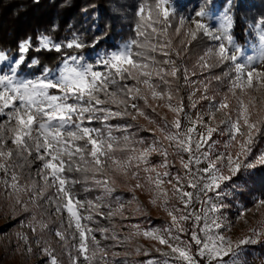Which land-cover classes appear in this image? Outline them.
I'll use <instances>...</instances> for the list:
<instances>
[{
    "label": "snow or ice",
    "instance_id": "obj_1",
    "mask_svg": "<svg viewBox=\"0 0 264 264\" xmlns=\"http://www.w3.org/2000/svg\"><path fill=\"white\" fill-rule=\"evenodd\" d=\"M168 5L169 0H154V3L145 0L138 8V22L134 28L136 37L141 39L132 38L114 50L97 52L94 60H88L83 55L62 52V49L85 47L76 36L66 42H57L48 35L40 34L35 47L32 38L28 37L19 42V55L15 58H10L5 51L0 50V116L6 117L0 122V187L9 200H14L25 211L28 210V202L35 203L43 197L47 189H55L54 199L50 202L55 205L57 213H67L69 228L75 229L72 239L78 240L74 246L77 255L72 256L70 251L68 253L71 264H81V258L84 264H113L107 248L102 247L93 234L94 229L83 221H92L94 213L103 215L100 209L105 205H101L99 201L112 196L116 191V180L110 172L125 178L131 173V179L137 181L133 191L144 187L139 182L141 164L145 165L143 171L147 173L148 184L156 191L150 203L156 205L157 199L162 198V206L171 218V224L163 230H142L134 225V235L158 241L159 244L166 245L173 254L169 257L168 253H161L165 259H150L146 264H237L238 253L234 251V242L221 231L229 230L225 228L219 215L225 205L214 202L208 193H214L217 199L221 197L222 194L218 191L221 184L231 180L240 171L242 158L247 160L251 153L254 134L264 125V117H259L258 112L259 118H252L256 102L250 97V92L264 90V69L261 67L264 66V16L250 25L255 43L250 37L246 42L247 47L238 44L232 35L235 23L232 0H227L221 13L214 14L219 19L212 24L204 22L209 16L205 8L196 11L195 17L200 19H192L194 28H188L185 32L186 38L190 37L188 43L195 40L198 33L217 42L205 52V56L200 57V66H215L209 63L213 58L216 65L228 64L229 71L224 75L230 77L229 93L236 97L235 116L226 112L228 120L222 123L228 125L231 133L226 148L238 147V151L235 155L226 151L212 159L210 153L215 141L212 144L208 142L217 129L205 125L206 134L196 133V125L203 123V117L198 116L192 122V127L187 128L186 132L181 131L182 103L173 107L171 91H159L158 84L154 82L158 79L167 85L169 81L165 77H176L180 71L175 61H158L152 55L160 52L165 57L169 56L165 49H171L172 45L168 39V28L171 27L170 17L174 15V9ZM185 23L184 18L179 20V26L175 30L177 34ZM161 37L164 43H153V40L159 41ZM98 42L99 40L96 41ZM30 49L35 52L61 53V58L54 68L45 65L39 74H25L21 66L24 65ZM39 64V59L33 58L25 67L33 68ZM184 72L187 79V69ZM129 80L134 83L129 85ZM245 96H249L247 103ZM149 98L169 101L166 106L176 114L171 124L175 131L169 132L165 139L174 142L179 151L189 155L186 162L181 159L186 173L184 176L177 175L175 184L171 179H164L170 176L168 171L159 172L156 166H147L150 155L159 150L164 161L158 167L167 169L169 165L166 148L158 149L153 143L137 149L129 136L125 135L121 139L112 134L113 126L109 121L129 116L135 120L138 116H144L143 110L135 101L143 100L148 105ZM214 108L215 111L209 110L211 120L215 119L216 111L230 108L229 95H225ZM152 110L155 111L154 108ZM145 119L148 117L145 116ZM93 122L103 124L104 130L91 126ZM242 127L247 129V133L241 131ZM205 146L207 150L201 151ZM118 152L125 153V156H117ZM33 157L41 162L38 175L42 183L31 179L30 174L28 180L24 179L25 169L30 166ZM205 162L207 167L200 168L199 165ZM258 164L264 165V153L243 166L250 169ZM225 169L229 175L224 174ZM73 173H78L79 179L70 178L69 174ZM79 183H91L102 189L104 196L97 197L95 201H81L73 192V187ZM165 183L171 185L172 194L185 210L192 204L194 192L197 200L199 193H203L205 198L199 201L202 205L200 213L182 211L179 208L169 209V190L164 188ZM185 184L193 191H185ZM25 195L28 197L27 201L24 199ZM115 199L119 201L120 197ZM257 203L258 206L264 205V199ZM107 207L109 218L122 215L124 210L122 203L115 210L110 205ZM84 212L88 214L84 215ZM190 219L192 226L189 232L185 224ZM37 225L41 231L48 228L46 222L37 221L33 216L28 226L36 232ZM95 231H99L104 239L114 240L117 245L124 243L109 228L100 227ZM252 231L257 238L261 234L256 229ZM183 233L189 234V240L181 239L180 234ZM55 235L65 241L67 250L66 230L57 229ZM130 239L131 237H125V241ZM255 242L252 237H247L237 242L235 248ZM193 246L196 247L195 253L192 251ZM28 251H32L31 247ZM42 251L49 258L47 264H60L57 256L53 254L55 249L50 245ZM136 251L139 253L140 248ZM145 254L147 255L146 250ZM111 255L114 259L118 253L113 252ZM225 257L230 259L225 260Z\"/></svg>",
    "mask_w": 264,
    "mask_h": 264
},
{
    "label": "rangeland",
    "instance_id": "obj_2",
    "mask_svg": "<svg viewBox=\"0 0 264 264\" xmlns=\"http://www.w3.org/2000/svg\"><path fill=\"white\" fill-rule=\"evenodd\" d=\"M144 2H141V4ZM147 2L154 3V1L150 2L149 0H147ZM259 2L263 3V0H259ZM168 6L173 8L174 10L176 9L174 7V4L170 0ZM201 8H205V10L209 13V16L204 20V22L208 24L215 23L219 19V17L215 16L214 14L221 13L223 11V6L221 7L219 5L210 7L204 6L200 7L198 10H200ZM192 19L200 18L195 17V15L191 17H184V20L186 21L183 27L185 29V32L188 28H194V25L191 23ZM254 23H252L251 25H253ZM157 27H160V25H157ZM199 35L202 34L198 33L197 37ZM161 38L164 43L163 37ZM138 39L141 38L138 37ZM210 41L211 45L209 48L214 47L217 43L216 41ZM157 42L158 41L156 40L155 42L153 41V43ZM253 42L255 43V40H253ZM237 43L241 46L247 47V44H241L238 41ZM101 51L103 50L97 49L91 52H67L66 54L83 55L88 60H94L95 54ZM165 51H168V49H165ZM205 52L201 56H199V60L196 62L198 71L191 72L188 75V88L185 92V97H182L179 100L172 99L171 104L173 107L178 106L180 103H182L183 105V112L180 113L181 131L186 132L187 128L192 127V122L195 121L198 116L203 117V123L196 125V133L206 134L205 125H211L217 129L212 134V139L208 142L209 144H212L213 141H215V144L213 145L210 153L211 158L215 159V157L220 153L231 151L232 154L235 155L236 151H238V147L226 148V145L229 144L231 133L229 131L228 125L226 123H222V121L228 120V115H226V112H231L233 117L235 116L236 97H232L230 95V77L224 75L225 72L229 71V65H216L214 58L210 60L209 63L215 65V69L220 71L218 76L215 77L208 71L207 68H202L200 66V57L205 56ZM8 55L10 58L16 57L12 54ZM165 59L172 60L170 55L165 57ZM165 67L167 68L169 66L165 65ZM261 67L262 69H264V66ZM217 77H219L217 81H219L220 84H216L213 82ZM158 90L161 91L159 87ZM225 95H229L230 108L228 110L216 111L215 119L211 120L209 118V110L211 109L212 111H215L214 105L219 104ZM250 97L254 98L256 102V108L253 110V115L257 114V112L260 110L263 111L264 90L260 92H250ZM244 99L247 103L249 100V96H245ZM167 103H169V101H167L166 99L152 100L151 98H149L148 105L146 106H148L150 109L154 108L155 115H149L145 110L141 109L143 110L145 115L138 116L137 120L139 128L144 132L139 134V138L136 141L135 147L137 149H140L155 143L158 149L166 148L168 150L167 160L169 165L167 169L158 167L164 161V157L161 155V152L159 150L153 152L150 155L147 166H156L157 171L159 172L168 171L170 173V176L164 179H171L172 183L175 184V177L177 175L184 176L186 173V170L181 165V159L186 162L189 159V155L188 153L179 151L176 148L174 142H170L169 140L165 139V136L169 132L175 131V129L171 127V124L176 117V114L170 111L166 106ZM145 116L148 117V119H145ZM5 119L6 117L0 116V122H3ZM165 121H167V124L165 123ZM91 126L97 127L94 124H92ZM112 126V134L114 136H129L130 130L127 126H125V124ZM103 127L105 128L104 125ZM118 129L122 130L121 135L116 132L118 131ZM161 129H163V131H161ZM241 131L247 133V129L244 127H242ZM193 138L195 139L196 136L194 135ZM205 150H207V146H205V148L201 151ZM261 153H264V147L260 149L252 159H249L251 153L247 156V160H243L242 158L243 162L241 164V169H244V174L239 175L238 172L236 173V175L232 176L231 180L224 181L221 184V188L218 190L222 194L219 199H217L214 193H208V196H211L214 202L223 203L225 205V207L221 209L219 215L221 216V219L225 224V228L229 230L222 229L221 231L226 237L231 238V240L234 242V251L238 253L236 257L237 264H264V205L258 206L257 203L259 200L264 199V196L255 195L251 198L250 202L244 200L241 196V190L243 189V187L248 185L247 183L249 181V174L254 173L256 169V167L246 169L243 165L245 163L255 161V159ZM224 163H226V161ZM144 167L145 165L141 164L139 170V182L144 185V187L137 188L133 191V188L137 181L131 179V173H129L128 178H125L121 175H118L117 177L118 173H114L112 174V176L116 180V191L112 194V196L104 197L101 201H99L101 205H105L106 203V212H109V207H107L108 205L111 206L112 210H115L121 203L124 205L123 214L126 220L117 228L112 229V231L117 234L119 239L121 241H124V243L119 244L118 247L113 251L115 253H118V255L115 256L114 259L112 258V256L110 257V260H113V264H146V262L150 259H165V257H163L161 253H168L169 257L173 255L171 253V250L166 245H161L158 243V241L155 240L145 239L143 236L134 235L136 231V229L133 227L134 225H138L142 230L152 228L163 230L171 224V218L168 216L167 211H165L164 207L162 206V198L157 199L156 205L150 203V200L156 195V191L155 189H151V186L148 184L146 179L147 173L143 171ZM199 167H207V163H202L199 165ZM35 174L39 178L40 183H42L41 177L38 175V171ZM224 174L229 175L230 173L227 171V169H225ZM153 175L155 174L153 173ZM164 188L169 190V209L179 208L182 211L194 212L196 214L200 213L202 205L199 201L205 198L203 193H199V200H197L196 193L194 192L193 202L189 206V208L185 210L180 201L172 194L171 185L165 183ZM184 190L193 191V189L187 187L186 184ZM103 196L104 194L102 191V193L97 197ZM117 196L120 197L119 201L115 199V197ZM26 199L28 200V197ZM51 199H53V197L47 194V196L45 197V202L50 207H54V217L65 228L66 223L68 224L69 217L67 213H57L55 211V205L50 202ZM80 200L88 201L89 199L82 198ZM85 208H87V204H85ZM138 208H140L141 210L137 211ZM19 209L23 210V208L20 205L16 204L14 200L8 199L3 188L0 187V264H47L49 258L43 253L42 249L44 248V246L40 245V239L37 237V231L40 228L37 225V231L33 232L32 229L28 226L32 220L33 214L28 218L25 216L18 218ZM87 214V212H84V215ZM178 214L179 213H177V215ZM36 220L41 221V219L37 218ZM83 223L88 227L94 229L93 234L98 241L104 239V236L99 231H95L96 229H98L97 220L95 219V213L93 214L92 221L85 220L83 221ZM191 226L192 220L190 219L185 224V227L189 229V232L191 231ZM57 229L60 228H54V233ZM253 229L258 230L261 233L258 238L254 235L252 231ZM72 234L73 233H69V237L67 238V250L65 249V241L62 242L63 253L67 256L70 264L71 260L68 253L70 251L72 256H76L77 253L74 246L78 243V240L72 239ZM180 236L182 240H189L188 233L180 234ZM23 237H26L27 239H24ZM125 237H131L130 241H125ZM247 237H252L256 240V242L240 245L239 249H236L235 244ZM57 239L60 240L58 237ZM29 247H31L32 249L31 252L28 251ZM137 248H140L139 253H137L136 251ZM156 249H159L160 251H157ZM145 250L147 251V255L145 254ZM192 251L193 253L196 252L195 246H193ZM197 259L199 258L197 257ZM224 259L229 260L230 257H225ZM81 264H84L82 258Z\"/></svg>",
    "mask_w": 264,
    "mask_h": 264
},
{
    "label": "trees",
    "instance_id": "obj_3",
    "mask_svg": "<svg viewBox=\"0 0 264 264\" xmlns=\"http://www.w3.org/2000/svg\"><path fill=\"white\" fill-rule=\"evenodd\" d=\"M153 2L154 0H149ZM174 7V15L170 17L171 27L168 28L169 37L172 45L168 49L169 55L175 61V65L180 69L176 77L167 76L165 79L169 84L165 85L160 80L154 82L158 84L159 89L163 92L171 91L174 100H179L185 97V92L188 88V75L191 72H196L197 61L211 45L208 37L199 35L191 43H188L190 37L185 36V29L181 28L179 34L176 33V28L179 26V19L182 17H191L195 12L204 6H224L227 0H170ZM144 0H0V50L14 56L19 55V42L31 37L33 47L37 45V37L40 34L48 35L55 41H68L73 36L79 37L85 45L82 49H63L62 52H84L101 49L114 50L121 43L138 37L135 35V24L138 22L136 15L137 9ZM232 9L234 12V27L232 29L233 37L241 44L246 42L251 37L255 40L253 33L250 31V25L257 18L264 16V0L260 3L259 0H232ZM99 40L98 43L96 41ZM155 42V40H153ZM183 41V43H182ZM163 43L162 38L158 41ZM93 45H95L93 47ZM179 53L177 56L176 53ZM158 61H164L165 56L160 52L153 53ZM33 58H38L40 64L33 68H27ZM61 58V53L41 51L35 52L32 49L27 53L24 65L21 70L25 74L38 73L47 65L50 68L57 66ZM165 67V65H162ZM187 69V79H185L184 70ZM208 71L218 76L219 72L215 67L207 68ZM218 79H214V83L220 84ZM129 85L134 82L127 81ZM140 109H143L149 115H155L154 111L145 105L143 100L135 101ZM264 111V110H263ZM258 111L259 117H264V112ZM257 114L253 115V119L259 118ZM138 119V118H137ZM125 117L123 119H115L109 121L112 125L125 124L129 128V137L132 144L136 146V141L139 134L144 131L139 128L138 120ZM94 125L104 130L103 124L93 122ZM141 130V131H139ZM139 131V132H138ZM121 135L122 130L116 131ZM119 137V136H118ZM122 139V135L120 136ZM264 147V125L260 126L258 133L254 135L253 144L251 146V156L258 153ZM117 156L124 157L125 153H116ZM41 166V162L34 157L31 158V164L25 169L24 179H31L40 183L39 178L35 174ZM110 174H114L111 173ZM116 174V173H115ZM244 174V169L239 171V175ZM119 174H117L118 177ZM70 178L79 179L78 173L69 174ZM120 176V175H119ZM23 182V181H22ZM248 185L241 190V196L244 200L250 202L255 195L264 196V165L258 164L254 173L249 174ZM86 188L91 190H85ZM43 197L34 204L28 202V210L19 209V217H29L33 214L37 219L48 222V228L41 231L38 229L37 237L40 239L41 246L50 245L55 249L54 255L57 256L60 264H70L67 256L63 253L62 242L57 239L54 233V228L66 230V236L69 233H74V228L62 226L54 217V207H50L45 202V197L51 195L54 199L55 189H47ZM73 192L79 198H87L95 201L97 196L102 193V189L95 187L91 183H79L73 187ZM27 196L24 199L27 201ZM106 203L101 207L100 212L103 215L95 214L97 220V228L106 227L111 231L123 224L126 220L124 214L108 217L106 212ZM111 235V232L108 233ZM100 245L107 248L109 259L112 256L114 249L118 247L112 239H102Z\"/></svg>",
    "mask_w": 264,
    "mask_h": 264
}]
</instances>
